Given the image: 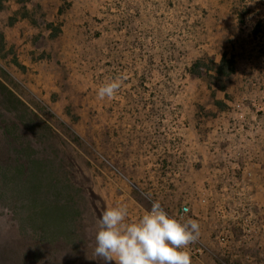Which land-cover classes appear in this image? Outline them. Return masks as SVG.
<instances>
[{"label": "rangeland", "instance_id": "1", "mask_svg": "<svg viewBox=\"0 0 264 264\" xmlns=\"http://www.w3.org/2000/svg\"><path fill=\"white\" fill-rule=\"evenodd\" d=\"M224 56L235 72L215 79L211 59ZM197 61L199 76L191 73ZM144 73L143 92L131 94L165 98L168 109L156 116L127 114V90ZM113 79L120 88L100 100L98 87ZM0 80L79 154L74 168L95 196L93 250L105 210L126 207V222H135L157 201L142 188L143 170L162 162L147 150L165 134L169 149L186 153L185 172L197 169L191 197L181 201L189 186L179 183L159 202L170 216L193 209L207 250L192 264H264V0H0ZM133 121L139 131L154 121L160 136L119 130ZM244 222L242 248L217 254L215 240L238 243ZM0 233L12 239L15 227L0 220ZM90 255L80 264H106Z\"/></svg>", "mask_w": 264, "mask_h": 264}, {"label": "trees", "instance_id": "2", "mask_svg": "<svg viewBox=\"0 0 264 264\" xmlns=\"http://www.w3.org/2000/svg\"><path fill=\"white\" fill-rule=\"evenodd\" d=\"M261 24L260 21L253 27L252 35H261ZM211 61L214 67L208 70H214L215 79L224 80L234 74L231 59L224 56ZM199 63L192 66L193 75H200ZM146 80L144 73L134 88L127 90L126 102L132 100V110L128 109L127 114L134 115L142 109L156 116L168 109L166 99L153 93L144 98L131 94H141ZM133 122L132 129H125L120 122L119 130L126 135L147 131L151 138L160 136L154 131V121H147L140 131ZM160 138L147 152L150 158L161 154L163 160L152 165L153 160L143 170L149 172L143 175L142 188L165 203L181 183V175L188 169V157L174 146L169 149L165 134ZM77 156L76 150L48 122L0 80V220L12 223L16 232L12 239L0 233V264H80V256L88 250L93 257L91 262L94 261L87 230L94 217L95 196L88 185L85 187L84 174L74 168ZM190 187L186 194L181 193V201L192 191Z\"/></svg>", "mask_w": 264, "mask_h": 264}, {"label": "clouds", "instance_id": "3", "mask_svg": "<svg viewBox=\"0 0 264 264\" xmlns=\"http://www.w3.org/2000/svg\"><path fill=\"white\" fill-rule=\"evenodd\" d=\"M120 86L119 79L104 83L97 97L112 98ZM127 215V208L121 206L105 210L97 219L96 257L106 264H192L186 249L199 238L198 221L170 218L159 201L152 202L135 222H126Z\"/></svg>", "mask_w": 264, "mask_h": 264}, {"label": "built area", "instance_id": "4", "mask_svg": "<svg viewBox=\"0 0 264 264\" xmlns=\"http://www.w3.org/2000/svg\"><path fill=\"white\" fill-rule=\"evenodd\" d=\"M250 165V164H249ZM248 166V165H247ZM204 197V196H203ZM201 202L203 204H206L205 206H207V203L209 202L208 199H201ZM187 208L188 212H185L184 209ZM225 211H220L217 212V216L220 215V219H224L225 222H227L229 220V218L225 215ZM168 215V214H167ZM195 215L193 209H191L189 206H181L178 213L175 216H170L168 215L170 218L173 219H177L179 220L181 223H183L184 221H186L187 219L191 218L193 219V216ZM233 218V217H230ZM243 220V219H240ZM230 221V220H229ZM228 221V222H229ZM239 221V220H237ZM236 221V226H240V222ZM245 224V222H244ZM243 232L244 234L242 236L239 237L238 243L233 242L232 238L227 236L226 234L221 235L220 237H218L215 241H216V251L217 254L219 253V251H227V254H230V251H233L234 249H239L242 248L241 245L243 244L242 242L247 239L248 235L250 234V229L247 228V225L245 224V226L243 227ZM191 257V261H194L195 263H199L201 260V257L205 254L206 250H207V246L200 241V239L198 238L196 242L191 243L188 248L186 249ZM224 253H222L221 256Z\"/></svg>", "mask_w": 264, "mask_h": 264}, {"label": "crops", "instance_id": "5", "mask_svg": "<svg viewBox=\"0 0 264 264\" xmlns=\"http://www.w3.org/2000/svg\"><path fill=\"white\" fill-rule=\"evenodd\" d=\"M191 163H192V161H191ZM192 169H193V165L191 166L190 170L193 171ZM194 171L193 172H190V174H189V173L185 172V170H184L185 173L183 172V174L181 175V184L182 185H189V186H192L193 185L194 179L197 178V174H196L197 169H195ZM186 173H187V175H186ZM188 176H190V177H188ZM191 196L192 195L189 194L186 197L189 198Z\"/></svg>", "mask_w": 264, "mask_h": 264}]
</instances>
